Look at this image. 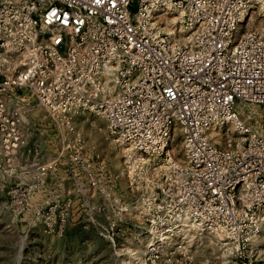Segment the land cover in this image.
Wrapping results in <instances>:
<instances>
[{
  "label": "built area",
  "instance_id": "1",
  "mask_svg": "<svg viewBox=\"0 0 264 264\" xmlns=\"http://www.w3.org/2000/svg\"><path fill=\"white\" fill-rule=\"evenodd\" d=\"M22 89L67 124L105 119L156 232L264 230V124L237 111L264 107V0H0L2 129Z\"/></svg>",
  "mask_w": 264,
  "mask_h": 264
},
{
  "label": "rangeland",
  "instance_id": "2",
  "mask_svg": "<svg viewBox=\"0 0 264 264\" xmlns=\"http://www.w3.org/2000/svg\"><path fill=\"white\" fill-rule=\"evenodd\" d=\"M14 96L5 99L17 126L0 127V264H264V230L248 242L156 232L145 182L105 119L67 124L30 90ZM237 111L262 128L264 107ZM235 134L229 124L211 137L227 147Z\"/></svg>",
  "mask_w": 264,
  "mask_h": 264
},
{
  "label": "crops",
  "instance_id": "3",
  "mask_svg": "<svg viewBox=\"0 0 264 264\" xmlns=\"http://www.w3.org/2000/svg\"><path fill=\"white\" fill-rule=\"evenodd\" d=\"M80 117V116H79ZM79 117H76L75 119L79 118Z\"/></svg>",
  "mask_w": 264,
  "mask_h": 264
}]
</instances>
